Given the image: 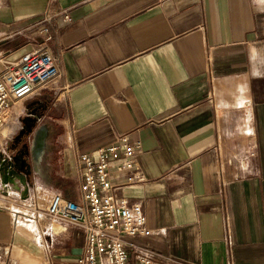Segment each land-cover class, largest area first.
Segmentation results:
<instances>
[{"label": "crops", "instance_id": "0c3cea01", "mask_svg": "<svg viewBox=\"0 0 264 264\" xmlns=\"http://www.w3.org/2000/svg\"><path fill=\"white\" fill-rule=\"evenodd\" d=\"M47 12L59 77L16 103L20 119L39 115L24 138L29 179L73 200L79 154L126 136L142 180L118 194L151 230L123 237L129 264L136 248L264 264V0H0V56L37 48ZM42 223L40 242L17 230L46 264H79L81 228ZM17 243L0 209V244Z\"/></svg>", "mask_w": 264, "mask_h": 264}, {"label": "built area", "instance_id": "2783aa9c", "mask_svg": "<svg viewBox=\"0 0 264 264\" xmlns=\"http://www.w3.org/2000/svg\"><path fill=\"white\" fill-rule=\"evenodd\" d=\"M67 18V15L65 16ZM50 13L33 27L44 34V41L16 60L4 63L0 57V129L13 119L14 106L59 77L57 61L45 42L50 39ZM18 126L0 142L2 159L19 168L15 182L3 180L0 165V209L11 215L17 227L19 217L40 222L75 225L83 231V254L79 264H129L124 236L149 235L146 216L140 203H131L118 194L122 188L140 182L136 173V153L140 143H129L126 136L100 147L94 154L78 156V178L81 201L76 202L61 194L47 196L23 170L22 160H14L15 150L9 144L12 136L22 129ZM11 169L7 166L6 174ZM135 264H177L150 250L136 248ZM0 264H12L11 244H0Z\"/></svg>", "mask_w": 264, "mask_h": 264}, {"label": "rangeland", "instance_id": "374dc122", "mask_svg": "<svg viewBox=\"0 0 264 264\" xmlns=\"http://www.w3.org/2000/svg\"><path fill=\"white\" fill-rule=\"evenodd\" d=\"M0 57H3V56H0ZM3 59H4V63L8 61L5 58ZM14 110L15 111H14L13 119L11 120V122L7 126L0 129V141L3 139L2 137L4 135L9 136L10 134L8 133H12L18 126L17 116L21 110L20 104H16V106L14 107ZM18 133L12 136L11 138V141L9 144L11 149L13 148L11 143L13 142V140H15ZM17 147L19 149L18 151H21L22 149L27 151L28 149V146L25 141ZM30 180L36 182V184L42 188V191L47 196L58 193V191L52 185H47L45 178L36 176L33 179L31 178ZM69 183H67V185H69ZM70 192L73 196L72 198L74 201L76 202L81 201V193L79 190V186L77 184H74L71 187ZM5 213L7 214V217H8V224H9L10 230L12 231L13 234H15L16 241L20 243V245H18L19 248H17L16 246L13 247V250L11 253L12 264H46L45 259L43 257V251L41 252L42 248L39 249V247H36L37 246L36 241H26L27 239H25L24 236L22 237L21 236L22 234L17 230V227L13 225L11 221V215L7 211H5Z\"/></svg>", "mask_w": 264, "mask_h": 264}, {"label": "water", "instance_id": "95a60500", "mask_svg": "<svg viewBox=\"0 0 264 264\" xmlns=\"http://www.w3.org/2000/svg\"><path fill=\"white\" fill-rule=\"evenodd\" d=\"M38 117L39 115L37 114V108H33L32 110H30L28 112V115H26L25 117L21 118L20 121L22 123V129L19 131L18 135L16 136V139L17 138H21L22 136H25V135H29L35 125H36V122L38 120ZM14 145L15 143H13L12 147L14 148ZM22 156H24V152L22 153H17L15 154L14 156V160L16 161L17 159H23ZM26 163V161H25ZM0 165H1V172L3 173V180L4 181H7L8 180V175L11 176L9 179V181L11 183L15 182L14 178H16L17 176V171L19 170V168H14V164H9L8 162H6L5 160L2 159V154H0ZM11 165V169L8 171V173L6 174V170H7V166H10ZM26 169H30V166L28 165L26 167ZM26 173L28 174V171H26Z\"/></svg>", "mask_w": 264, "mask_h": 264}, {"label": "bare ground", "instance_id": "6f19581e", "mask_svg": "<svg viewBox=\"0 0 264 264\" xmlns=\"http://www.w3.org/2000/svg\"><path fill=\"white\" fill-rule=\"evenodd\" d=\"M8 129H10V128H8ZM8 134H11V133H8ZM6 136L7 135H4L2 138L6 137ZM17 228L20 231L32 236L37 242L41 241V234L39 232L37 224L34 221H30L26 218L19 217V220L17 222Z\"/></svg>", "mask_w": 264, "mask_h": 264}, {"label": "flooded vegetation", "instance_id": "af4514ba", "mask_svg": "<svg viewBox=\"0 0 264 264\" xmlns=\"http://www.w3.org/2000/svg\"><path fill=\"white\" fill-rule=\"evenodd\" d=\"M29 135H30V134H29ZM29 135H28V136H29ZM25 137H27V135L22 136L21 138H17L20 142L17 143V144H15L13 150H15V154L24 152V156H22V158H23V159H22V165H23V170L26 172V171H27V170H26V167L28 166L27 162L25 163V160H26V150L22 149L21 151H18L19 149H18V147H17V146H19L20 144H22L24 141H26V140L24 139ZM27 176H28V174H27Z\"/></svg>", "mask_w": 264, "mask_h": 264}]
</instances>
